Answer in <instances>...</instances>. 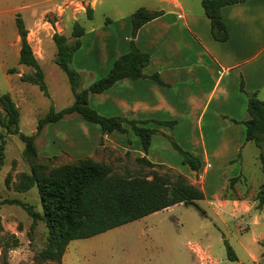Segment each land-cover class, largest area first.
Returning a JSON list of instances; mask_svg holds the SVG:
<instances>
[{
	"label": "rangeland",
	"instance_id": "374dc122",
	"mask_svg": "<svg viewBox=\"0 0 264 264\" xmlns=\"http://www.w3.org/2000/svg\"><path fill=\"white\" fill-rule=\"evenodd\" d=\"M151 3L156 4L155 0H0V96L4 93L11 94L21 113V131L28 135L36 134L38 120L52 106L61 110L74 102L68 77L55 63V33L65 34L73 42L71 34L75 22L84 27L109 24L110 29L115 31L124 16L130 17L138 8ZM35 13L37 14L34 15ZM18 16L30 28L31 46L44 71L50 97L38 85L22 80V76H32L35 69L26 65L19 66L17 51L11 49L10 41L15 39L18 32ZM107 18L112 20V24L105 22ZM17 45L19 48L21 42ZM84 50L86 49L78 51ZM13 67L17 71L10 73L9 69ZM6 68H9L7 76H11V82L4 74ZM86 83L88 77L83 76L80 88L84 89L88 85ZM259 99L264 101V94ZM4 116L5 111L0 106V134L6 140L4 164L0 167V264H57V261H41L39 257L47 246L46 222L39 219L32 230L33 218L27 210L7 201L19 199L32 205L36 211L44 212L36 186L26 191L17 188L22 176L31 172L32 163L24 154L25 144L19 136L6 132L2 125ZM83 124L94 126L102 132L98 124L89 122L76 113L57 123L46 125L36 137L38 155L35 161L49 171L62 164L93 157L111 163L114 175H143L149 179L154 172L166 171L161 166L148 168L141 165L134 157L123 154L118 149L113 151L104 148L103 142L90 156L84 155L89 149L75 151L73 143L77 140L72 132L84 131L86 126ZM92 133L91 139L95 137V133ZM133 136L136 138L134 133ZM238 141L247 143V146L240 148L241 153L234 154L227 167L228 170L234 168L236 174L243 171L248 176L253 184L248 192L254 198L264 182V169L258 157L259 148L253 142H247L245 137ZM169 142L171 143V139ZM207 142L211 148L212 143L217 145L220 140ZM171 150L174 155L164 152L168 154L167 157L173 161L182 159L173 146ZM211 163L214 165L211 172L214 173L209 176L208 187L212 191L220 184L221 179L217 176L220 171L213 156ZM184 166L189 168L188 164ZM187 180L195 184L188 177ZM238 186L242 190L245 188L244 183H239ZM197 203L198 207L177 204L96 236L75 239L67 247L63 264H264V242L254 240L263 231L262 224L254 223L249 213L233 214L231 207L217 214L213 210L216 205H209L207 199ZM246 225L248 228H245ZM226 241L234 249L236 261L228 257ZM254 255L260 257L259 262L253 261Z\"/></svg>",
	"mask_w": 264,
	"mask_h": 264
},
{
	"label": "crops",
	"instance_id": "0c3cea01",
	"mask_svg": "<svg viewBox=\"0 0 264 264\" xmlns=\"http://www.w3.org/2000/svg\"><path fill=\"white\" fill-rule=\"evenodd\" d=\"M152 3L144 7L162 14L143 25L134 37L137 46L150 55V63L144 69L145 77L121 79L109 89L89 96L90 105L99 113L144 122L145 127L154 129L149 151L145 153L140 138L129 124H126L128 132H118L120 134L100 132L94 126L83 124L84 131L72 132L77 140L73 148L75 151L89 149L83 154L90 156L103 142L104 148L118 149L135 159L145 156L155 164L177 169L204 191L202 200L216 205L213 210L217 214L231 207L233 214L249 213L254 223L264 226V207H258L253 194L248 192L253 186L248 176L243 171L236 174L234 168L228 170L227 167L234 154L241 153L240 148L247 146L238 140L246 139L249 97L257 94L260 98L264 94V0H247L222 8L230 33L225 42L212 36L211 21L204 12L202 0H155L156 4ZM131 15L124 16L115 31L109 24L85 27L80 49L86 50H77L73 56L77 71L82 77H88L85 88L107 75L115 60L130 51ZM111 21L107 18L105 22ZM28 34L31 45V33ZM19 42L21 36L17 32L10 45L12 51H17L18 58ZM8 69L4 74L11 82ZM155 73L159 74L163 85L150 78ZM160 121L176 123L169 127L158 123ZM92 131L95 137L91 139ZM168 138L197 156L202 162L201 169L196 171L189 165L186 168L183 158L173 161L167 157L164 152L173 153ZM207 140L220 142L212 143L210 148ZM211 156L218 164L217 176L221 179L212 191L208 187L209 176L214 173L211 172L214 168ZM232 178H239L233 188ZM239 183L245 184L243 190ZM254 240L264 242V229ZM252 259L255 263L260 261L257 255Z\"/></svg>",
	"mask_w": 264,
	"mask_h": 264
},
{
	"label": "trees",
	"instance_id": "16d2710c",
	"mask_svg": "<svg viewBox=\"0 0 264 264\" xmlns=\"http://www.w3.org/2000/svg\"><path fill=\"white\" fill-rule=\"evenodd\" d=\"M247 0H202L205 14L211 21L212 36L221 42L229 40L230 33L222 15V8L228 5L242 3ZM161 11H150L146 7L138 8L131 15L132 36L131 49L119 56L104 77L94 81L87 88L81 89L82 75L73 65V56L82 46V36L86 28L75 22L72 30L73 42L65 34H54L57 47L55 63L66 73L74 102L61 110L51 107L38 120L36 134L28 135L20 129V110L10 93L0 96V106L5 111L2 125L8 134L18 135L25 144L24 154L31 160L30 173L22 176L18 190L26 191L37 187L43 206V213L32 205L19 199L7 200L9 203L21 205L32 216V230L39 219L48 226L47 246L40 252L41 261H57L62 264L63 256L71 241L85 239L104 233L113 228L133 222L152 213L167 209L179 203L195 205L205 198L204 191L187 180L183 174L165 165L155 164L145 156L136 161L148 168L161 166L166 168L164 173L154 172L151 179L147 176H117L113 174L111 163L96 160L93 157L79 159L59 165L49 171L35 160L38 155L36 137L46 125L57 123L71 115L79 114L85 120L98 124L104 133H127L129 124L134 133L140 138L145 153L149 151L154 129L145 127L144 122L128 120L120 116H105L99 113L89 103L91 93H101L124 78L139 79L145 77L144 69L150 63L149 53L142 51L134 41L138 30L149 21L159 17ZM17 29L21 36L19 63L33 67L32 76H22L23 81L38 85L43 93L50 97L45 74L37 60L28 40L29 30L21 16L16 19ZM15 67L9 69L15 73ZM159 84H164L158 73L150 76ZM250 118L245 122L246 139L253 142L260 150L259 159L264 169V101L253 94L248 100ZM162 125L173 127L175 121H160ZM0 167L4 164L6 140L0 134ZM172 146L181 154L183 163L193 170H200L201 160L184 150L174 139ZM239 178L230 180L231 188ZM258 207H264V182L255 194ZM2 228L0 224V229ZM228 257L237 260L232 246L226 241ZM244 264V263H242Z\"/></svg>",
	"mask_w": 264,
	"mask_h": 264
},
{
	"label": "built area",
	"instance_id": "2783aa9c",
	"mask_svg": "<svg viewBox=\"0 0 264 264\" xmlns=\"http://www.w3.org/2000/svg\"><path fill=\"white\" fill-rule=\"evenodd\" d=\"M245 228H248V225H246Z\"/></svg>",
	"mask_w": 264,
	"mask_h": 264
}]
</instances>
